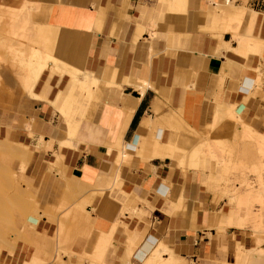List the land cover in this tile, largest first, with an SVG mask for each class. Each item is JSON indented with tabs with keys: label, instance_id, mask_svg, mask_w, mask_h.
I'll return each mask as SVG.
<instances>
[{
	"label": "crops",
	"instance_id": "crops-1",
	"mask_svg": "<svg viewBox=\"0 0 264 264\" xmlns=\"http://www.w3.org/2000/svg\"><path fill=\"white\" fill-rule=\"evenodd\" d=\"M39 1L55 10L53 29L37 32L57 63L33 48L48 67L38 83L32 51L26 59L32 107L3 111L0 156L14 141L30 146L27 176L40 203L0 262L264 264V232L213 191L223 166L208 155L183 165L200 146L187 132L211 133L216 105H233L237 123L260 132L245 140L264 175V89L253 94L264 44L246 40L227 14L231 5L256 10L251 37L264 40V0ZM239 39L246 56L231 49Z\"/></svg>",
	"mask_w": 264,
	"mask_h": 264
},
{
	"label": "rangeland",
	"instance_id": "rangeland-1",
	"mask_svg": "<svg viewBox=\"0 0 264 264\" xmlns=\"http://www.w3.org/2000/svg\"><path fill=\"white\" fill-rule=\"evenodd\" d=\"M49 8L47 4H43L39 0H0V124L4 110L25 113L32 107L31 101L27 100L34 97L22 86L24 77L29 74L26 59L30 57V51L35 50L33 48L40 49L44 55L47 52L52 54L50 42L39 36L37 32L41 27L50 32L53 29L52 26L55 25L51 22L53 19L49 16L53 15L55 10H52L51 14ZM217 16H220V14H217ZM234 21L232 23L238 22ZM240 26L245 27L242 29ZM240 26L238 28L241 33L248 32L246 34L250 35V38L246 40L257 41L256 44L262 49L264 40L251 37L253 33L252 26L244 24ZM74 67L76 69V66H72V68ZM257 70H259L258 73L262 72L261 68H257ZM70 79L77 83V77L72 76ZM258 82L259 84L255 87L253 94H256L255 91L264 89V79L261 82L257 80ZM58 95L55 97L56 100ZM24 98L25 101L20 104H7L8 99L17 101ZM46 100L54 102L49 98ZM68 102H70L69 99ZM68 102L66 100L65 104ZM62 110H64V113H61L66 115L65 107ZM217 118L214 114L211 130L216 124L215 120ZM221 119H219V122L222 123L216 125L217 127L220 125L223 127L222 131L224 132L222 133L224 134L221 136L229 137L226 142L227 145H224L226 143L223 146L212 145L210 148L205 146V141L209 138L210 140L213 139L216 133H207L208 127H204L199 132H187L195 138V144L192 148L201 144L200 149L197 148L199 157L211 156L218 165L223 166V169H225V172L223 171V174L219 177V186L216 187L222 188L223 191L214 188L215 194L221 198H227L229 204L230 202H233L234 205L237 203L239 212H242L243 207H245L247 222L253 225L252 228L255 234L264 232V175L261 172L259 153L256 147L253 146L255 144L249 143V140L246 141L243 138V133H241L243 128L240 123L229 119L227 116ZM8 127H11V122L8 123ZM258 136L260 135L258 134ZM6 143L7 140L0 137V151L8 148ZM27 147V144L14 141L11 145V155L5 153L0 156V255L4 247L10 246L17 240L20 228H24L27 224L25 219L33 213L35 204L40 203L29 192L31 191L32 181L27 176V167L31 150L30 146L29 149ZM183 148L187 150V148ZM207 171L210 172V170ZM28 180L29 182H27ZM19 219L20 221H18ZM32 221L35 222L33 219ZM256 221H258V224ZM42 263L38 262V264ZM0 264L2 263L0 262Z\"/></svg>",
	"mask_w": 264,
	"mask_h": 264
},
{
	"label": "bare ground",
	"instance_id": "bare-ground-1",
	"mask_svg": "<svg viewBox=\"0 0 264 264\" xmlns=\"http://www.w3.org/2000/svg\"><path fill=\"white\" fill-rule=\"evenodd\" d=\"M233 5H231V7H230V9L228 10V15L229 16H231L232 18L231 19H234V20H232V21H234V22H237L238 24L239 23H241L242 25L244 24V25H247V26H254V23H255V20H256V18L258 17L257 15H258V12L256 11V10H254V9H251V8H238L237 6L235 7V6H233ZM24 8H25V6H24ZM224 14V13H223ZM226 14V15H227ZM264 18V17H263ZM229 19H230V17H229ZM30 20V19H29ZM237 20V21H236ZM230 21L231 20H229V22L228 23H230ZM236 23V24H237ZM237 24V25H238ZM241 24H239L237 27H239ZM256 24V23H255ZM241 27V26H240ZM245 27V26H244ZM244 27H241L242 29L244 28ZM248 29V28H247ZM227 30H232L233 31V27L230 25V24H228L227 25ZM238 31H239V29H238ZM245 31V30H244ZM245 33H248V32H245ZM238 34V33H237ZM240 39H242V38H240ZM239 39V41L238 42H240L239 43V46L238 47H234V48H231V49H233V50H235V51H237V52H241L242 54H244L245 56L247 55V53H248V50H247V46H245L244 44H243V40H240ZM260 42V41H259ZM247 43V42H246ZM31 52V51H30ZM32 55H31V60H33L36 64H37V66H36V69H35V71H34V73H35V77L37 78V82L39 83L40 82V80H41V78H42V76H43V74L47 71V64L44 62L45 60H43V59H38V51H36V50H32ZM43 58H45V59H47L48 61H49V59L51 60V59H53V57H51V56H47V55H43ZM54 60V62H56L57 63V60L56 59H53ZM49 63V62H48ZM28 76V75H27ZM30 78V77H29ZM47 78V77H46ZM262 79H264V72H259L258 73V76H257V80L258 81H262ZM29 80V79H28ZM45 82V81H44ZM49 82V81H48ZM24 84H25V82H24ZM23 84V85H24ZM42 84V83H41ZM48 84V83H47ZM147 84V83H146ZM258 84H259V82L257 83V86H258ZM29 85V84H28ZM42 87V86H41ZM147 86L146 85H143V86H141L139 89L141 90V91H144L145 90V88H146ZM59 94V92L57 93V95ZM91 95V94H90ZM40 96H42L43 97V95L42 94H40ZM59 96V95H58ZM61 104V103H60ZM225 106V105H224ZM224 106H222V105H216V108H215V115H216V117H218L215 121H216V124L218 125V123H220L219 122V119H221V118H224V117H228L229 119H231V120H233V121H236V122H239L240 120H239V116H240V113L237 111V109L235 108V106H231L230 108H226V107H224ZM62 113H64V110H62L61 111ZM130 112H128V115H127V118H126V121H127V119H128V117L130 116ZM222 120V119H221ZM215 123V122H214ZM222 123V122H221ZM214 125L213 127H212V132L213 133H216V136L213 138V139H211L210 140V138L208 139V140H206V142H205V146H207V147H211L212 145H217V146H223V144L224 143H226L227 141H228V138H225V137H223V136H221V135H223L224 133H222V132H224V131H222V126L220 125V126H218L217 127V125ZM243 124V131L241 132V133H243V138H245V139H252V137H253V135L254 136H256V134L257 133H260L259 131H257L256 129H254V128H252L251 129V127L249 126V124H245V123H242ZM69 125H70V123H69ZM72 125V124H71ZM77 126V125H76ZM72 127H70L69 126V131H68V136H70L71 134H72ZM78 130V129H77ZM211 132V133H212ZM226 133V132H225ZM240 136V135H239ZM70 137H72V136H70ZM122 138V137H121ZM201 142V141H200ZM203 145V144H202ZM225 146L227 145V143L226 144H224ZM112 146V145H111ZM128 146V145H127ZM127 146H125V147H127ZM204 146V145H203ZM130 147V146H129ZM199 147H201V144H200V146ZM198 147V148H199ZM231 148V147H230ZM200 149V148H199ZM230 150V149H229ZM197 151V150H196ZM226 151V150H225ZM195 152V151H194ZM193 152V154L192 155H188V156H186L185 158H184V160H183V165L187 168V167H189V166H194V167H196V166H198V162H199V152L197 151V152H195V153H197V154H195ZM205 152V151H204ZM259 152L262 154V168H263V170H264V143H259ZM123 156L127 153L126 152V148L123 150ZM201 153V152H200ZM31 184V183H30ZM31 186V188H30V190L31 191H29L30 192V194H31V196L34 198V199H37V197H36V189L33 187V185L31 184L30 185ZM162 261H164L163 259H162ZM163 264H165V263H163Z\"/></svg>",
	"mask_w": 264,
	"mask_h": 264
}]
</instances>
